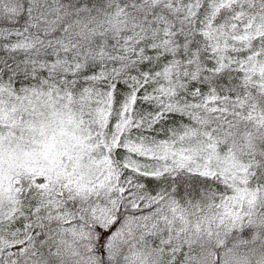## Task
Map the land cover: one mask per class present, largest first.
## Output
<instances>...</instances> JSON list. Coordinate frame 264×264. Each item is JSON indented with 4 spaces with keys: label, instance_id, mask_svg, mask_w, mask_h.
<instances>
[{
    "label": "snow or ice",
    "instance_id": "1",
    "mask_svg": "<svg viewBox=\"0 0 264 264\" xmlns=\"http://www.w3.org/2000/svg\"><path fill=\"white\" fill-rule=\"evenodd\" d=\"M0 264H264V0H0Z\"/></svg>",
    "mask_w": 264,
    "mask_h": 264
}]
</instances>
